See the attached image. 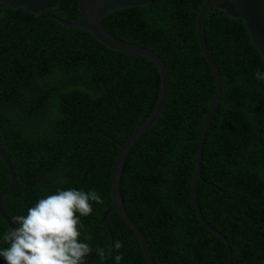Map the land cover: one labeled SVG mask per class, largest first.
Wrapping results in <instances>:
<instances>
[{
  "label": "trees",
  "instance_id": "trees-1",
  "mask_svg": "<svg viewBox=\"0 0 264 264\" xmlns=\"http://www.w3.org/2000/svg\"><path fill=\"white\" fill-rule=\"evenodd\" d=\"M206 1L148 0L101 20L114 38L156 53L169 74L166 105L129 152L120 179L125 210L155 264L226 263L223 243L199 223L190 194L197 134L214 93L196 38ZM78 7V0H58L37 14L0 8V146L17 181L2 207L19 227L16 217L58 190L96 191L103 203L90 202L89 216L77 214L80 241L92 249L82 264H147L119 215L104 220L119 145L153 108L159 75L153 64L112 51L81 29L38 21L75 22ZM203 34L221 93L204 138L197 204L226 239L231 264H252L264 258V79L256 78L264 61L243 22L221 10L206 14ZM9 184L0 159V191ZM8 231L0 218V250L9 246Z\"/></svg>",
  "mask_w": 264,
  "mask_h": 264
},
{
  "label": "water",
  "instance_id": "water-1",
  "mask_svg": "<svg viewBox=\"0 0 264 264\" xmlns=\"http://www.w3.org/2000/svg\"><path fill=\"white\" fill-rule=\"evenodd\" d=\"M78 17L75 22H65L54 16H44L42 19H50L57 22L64 28H78L89 33L95 41L105 46L106 48L119 52L129 57L145 60L154 65L159 75V89L157 98L153 108L147 115L140 126L133 131L127 139L119 145V150L112 165L111 175V208L108 212L104 223H107L108 218L115 212L122 219L124 224L133 234L135 241L138 243L140 250L145 258L147 264H155L148 244L143 234L134 225L129 218L123 200L120 194V179L125 160L129 152L137 144V142L149 131L152 125L161 115L169 94V74L166 65L161 58L153 51L138 46L136 44L128 43L114 38L108 34L101 25V20L108 13L118 9L140 7L148 0H78ZM58 0H0V8L9 7L12 9L22 8L30 13H41L49 9H53ZM218 9L223 11L228 17L232 19H239L243 22L244 27L248 33L252 45L264 61V0H207L200 8L196 17V38L201 51V54L210 70L213 78L214 93L212 101L204 115L200 124L196 146H195V163L193 169L192 180L190 184V194L193 205L194 214L203 228L218 237L223 243L225 249V264H231V252L226 239L216 230L211 228L202 217L196 198V188L198 180L200 179L201 157L205 134L212 116L217 107L220 93H221V79L218 68L216 67L205 43L203 34V24L206 14L212 10ZM0 159L3 162L10 179L8 188L0 191V218L4 221L8 230L14 227V224L6 215L2 207V198L13 193L17 186L15 169L6 155L4 149L0 146ZM264 262V258L256 259L252 264H259Z\"/></svg>",
  "mask_w": 264,
  "mask_h": 264
},
{
  "label": "clouds",
  "instance_id": "clouds-1",
  "mask_svg": "<svg viewBox=\"0 0 264 264\" xmlns=\"http://www.w3.org/2000/svg\"><path fill=\"white\" fill-rule=\"evenodd\" d=\"M256 78L264 79V74L257 72ZM90 202L102 204L103 200L96 191L75 189L58 190L40 199L25 216L16 217L19 227L4 234L9 246L0 250V257L6 264H82L92 249L80 241L77 214L89 216L93 211ZM122 246L119 241L114 243L117 250ZM97 252L101 258L105 257L103 249ZM115 259L119 261L122 257L117 255Z\"/></svg>",
  "mask_w": 264,
  "mask_h": 264
}]
</instances>
